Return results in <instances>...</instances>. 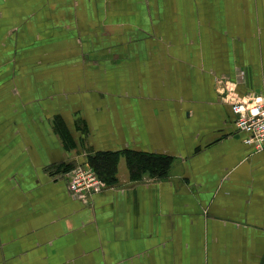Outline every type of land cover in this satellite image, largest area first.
<instances>
[{
	"label": "crops",
	"instance_id": "crops-1",
	"mask_svg": "<svg viewBox=\"0 0 264 264\" xmlns=\"http://www.w3.org/2000/svg\"><path fill=\"white\" fill-rule=\"evenodd\" d=\"M216 79L264 96V0H0V264H264V149ZM104 152L85 204L58 171Z\"/></svg>",
	"mask_w": 264,
	"mask_h": 264
},
{
	"label": "built area",
	"instance_id": "built-area-1",
	"mask_svg": "<svg viewBox=\"0 0 264 264\" xmlns=\"http://www.w3.org/2000/svg\"><path fill=\"white\" fill-rule=\"evenodd\" d=\"M221 100L229 103L235 114V126L243 140L255 149H264V96L255 92L240 95L236 83L220 81ZM70 195L88 204L93 194L105 187L95 169L88 163L78 164L63 172Z\"/></svg>",
	"mask_w": 264,
	"mask_h": 264
},
{
	"label": "trees",
	"instance_id": "trees-1",
	"mask_svg": "<svg viewBox=\"0 0 264 264\" xmlns=\"http://www.w3.org/2000/svg\"><path fill=\"white\" fill-rule=\"evenodd\" d=\"M116 154V152H104L93 157L89 155L87 158L88 163L95 169L98 176L104 178L108 183L116 180ZM126 157L131 177L134 179L143 173H148L153 177L165 178L171 165V158L163 154L129 152ZM70 167H62L58 172L70 170Z\"/></svg>",
	"mask_w": 264,
	"mask_h": 264
},
{
	"label": "rangeland",
	"instance_id": "rangeland-1",
	"mask_svg": "<svg viewBox=\"0 0 264 264\" xmlns=\"http://www.w3.org/2000/svg\"><path fill=\"white\" fill-rule=\"evenodd\" d=\"M216 83H217V84H216ZM216 83H215L216 91H217L218 88H219L218 91H220V87L222 86L223 83H220L219 80H217V79H216ZM218 91H217V92H218Z\"/></svg>",
	"mask_w": 264,
	"mask_h": 264
}]
</instances>
